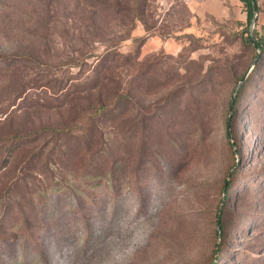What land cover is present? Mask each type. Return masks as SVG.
<instances>
[{
    "label": "rangeland",
    "instance_id": "obj_1",
    "mask_svg": "<svg viewBox=\"0 0 264 264\" xmlns=\"http://www.w3.org/2000/svg\"><path fill=\"white\" fill-rule=\"evenodd\" d=\"M247 30L240 0H0V137L63 125L62 90L107 58L127 94L125 131L104 127L121 141L108 182L52 143L35 172L0 146V264H264V50L254 64Z\"/></svg>",
    "mask_w": 264,
    "mask_h": 264
},
{
    "label": "trees",
    "instance_id": "obj_2",
    "mask_svg": "<svg viewBox=\"0 0 264 264\" xmlns=\"http://www.w3.org/2000/svg\"><path fill=\"white\" fill-rule=\"evenodd\" d=\"M240 1L247 8V20L250 26L253 19L252 1ZM137 19L140 20L139 18ZM249 32L247 30L248 35L244 36V42L248 46H253L254 50H256L252 42L251 32ZM256 42L261 50H264V44L258 40ZM107 59L103 61L104 64H102L100 69H95L94 82L83 87H81L82 85L75 84L70 90H62L64 94L63 100L56 108L63 109L68 114L67 120L62 122L63 125L59 127L57 125H46L28 132L13 130L9 131L6 136L0 137V146L5 145L11 151L10 157L6 159L8 166L11 163L15 166L18 165L21 167V172L27 170L35 172V170H40L42 166L46 167L47 162H51V159L45 156L44 149L52 143L53 147L51 150L57 157L56 161L64 159L69 165L70 163L75 164L77 169L82 171L83 176L99 178L100 182L97 185L110 180V175L113 173H111V169L107 168V156L112 154L111 146H113V150H116L119 148L117 145L121 146V141L115 140L116 145L110 138L105 139L104 127L110 126L111 129L117 131L113 133L117 134H122L125 131L126 122L123 106L127 99V94H125V89L122 88L121 84L114 81V77L110 75L112 68L108 67L110 65L106 62ZM246 83L247 81L243 83L235 96L231 119L234 118L236 112L235 105ZM230 105L231 100L229 110ZM73 132L76 135H73ZM45 136L50 137L51 139L48 140L51 141H45L44 147H38V141L43 140L42 138ZM73 146L75 147L73 157L75 158V162L68 159L71 158L69 151ZM44 158L46 159L44 160ZM41 162H43L42 166H40ZM42 174H44L43 171ZM18 188H21L19 183L16 189ZM231 190L232 183L226 179L224 188L226 198L224 201L227 200ZM28 197V194L23 195L22 201ZM29 200L26 199V201ZM21 202L19 199L18 204H22ZM222 214L223 208H220L218 221H220L221 227ZM218 236L222 240L221 234ZM219 248L221 247L219 246Z\"/></svg>",
    "mask_w": 264,
    "mask_h": 264
},
{
    "label": "water",
    "instance_id": "obj_3",
    "mask_svg": "<svg viewBox=\"0 0 264 264\" xmlns=\"http://www.w3.org/2000/svg\"><path fill=\"white\" fill-rule=\"evenodd\" d=\"M252 1V7H253V19H252V22H251V25H250V30H251V38H252V42L256 48V50L258 51V57L257 59L254 61V64L257 62L258 58L261 56V53H262V50L261 48L259 47V45L257 44L256 40H255V37L254 35L252 34V30L254 28V25H255V22L257 21V16H258V6H257V3L255 0H251ZM247 76H248V73H246L241 81L239 82V84L237 85L236 89L234 90V93L231 97V105H230V110H229V122H228V127H227V130L229 132V125H230V120H231V116H232V113H233V108H234V100H235V96L238 92V90L240 89V87L243 85V83L245 82V80L247 79ZM218 228H220V221H219V226Z\"/></svg>",
    "mask_w": 264,
    "mask_h": 264
}]
</instances>
